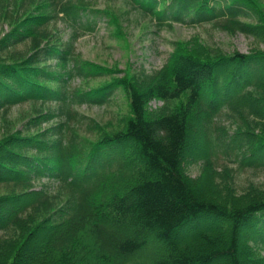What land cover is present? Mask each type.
Listing matches in <instances>:
<instances>
[{
	"label": "trees",
	"instance_id": "trees-1",
	"mask_svg": "<svg viewBox=\"0 0 264 264\" xmlns=\"http://www.w3.org/2000/svg\"><path fill=\"white\" fill-rule=\"evenodd\" d=\"M22 1L0 35V264H264L244 261L239 236L248 224L253 250L264 251V193L252 185L246 201L225 208L180 168L197 150L189 128L196 113L211 161L220 156L238 170L264 169V51L178 54L164 77L141 70L106 91L81 90L75 79L111 71L83 62L48 25L62 23L74 41L96 31L101 12L92 0ZM122 1L153 15L157 29L209 24L264 45V21L242 0ZM19 44L29 52L7 61L5 51ZM118 88L128 96L130 118L123 129L90 140L97 122L78 107L104 105ZM183 96L184 108L168 107ZM152 100L162 106L148 114ZM22 103L43 108L8 131V111ZM222 114L235 127L230 133L216 125ZM86 234L90 244L80 240Z\"/></svg>",
	"mask_w": 264,
	"mask_h": 264
},
{
	"label": "rangeland",
	"instance_id": "rangeland-1",
	"mask_svg": "<svg viewBox=\"0 0 264 264\" xmlns=\"http://www.w3.org/2000/svg\"><path fill=\"white\" fill-rule=\"evenodd\" d=\"M242 1L252 6L264 21V0ZM24 4L22 0H0V6L3 5L0 13V34L9 28L8 22L12 19L10 17H16ZM34 5L35 1L28 2L27 14L31 12L30 8ZM89 5L99 11L104 10L108 14V19L103 18L98 30L93 34L82 35L73 41L71 30L62 23L55 26L48 25V29L56 31L59 44L73 43L81 60L111 71L109 75L105 74L103 77H94L79 83L81 90L103 89L106 91L117 81H130L141 70L147 73H158L160 78L164 77L168 74L166 65L169 58L178 54H191L196 58L211 57L212 59L220 51L226 54L234 52L250 54L264 51L263 43L251 36L228 33L209 24L198 26L174 24L170 29L157 30L155 21L150 16H143L132 10L121 0H92ZM28 52V44H19L8 48L4 55L7 56V61H18ZM185 101L186 98L183 96L169 102L168 107L179 110L184 108ZM161 106L160 101L153 100L147 104L146 111L150 114ZM51 107L55 108L53 105ZM38 108L43 107L38 103H22L13 106L5 119L6 125L10 126L8 131L19 127L22 121L32 116ZM78 111L97 122L96 132H87L86 137L92 141H98L108 134L111 135L123 129L124 121L131 115L129 99L122 88L115 89L106 104L83 105L78 107ZM189 118L190 134L193 140L191 142L194 144L193 148L197 146V150L184 155L180 163V168L189 180V184L200 187L206 197L225 208L238 207L246 201L249 197L246 192L252 185L264 193V169L238 170L226 164V160L221 157L215 163L211 161L207 154L204 135L200 131L201 119L196 113H190ZM3 121L1 120L0 137L6 134L3 133ZM217 122L216 125L224 126L228 130L233 128L230 122L225 120L224 114L220 115ZM0 192H3V189L0 188ZM212 224L214 227L222 226L221 222ZM239 231L241 243L243 242L244 261L256 263L255 260H257L263 263L264 253H258L252 248L251 227L244 224ZM80 240L83 243H91L87 234Z\"/></svg>",
	"mask_w": 264,
	"mask_h": 264
}]
</instances>
